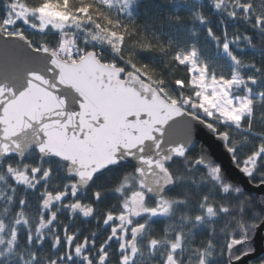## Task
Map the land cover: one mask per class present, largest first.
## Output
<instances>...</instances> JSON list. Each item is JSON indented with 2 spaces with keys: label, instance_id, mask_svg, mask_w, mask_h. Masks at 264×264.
<instances>
[{
  "label": "snow or ice",
  "instance_id": "obj_1",
  "mask_svg": "<svg viewBox=\"0 0 264 264\" xmlns=\"http://www.w3.org/2000/svg\"><path fill=\"white\" fill-rule=\"evenodd\" d=\"M262 232L264 0H0V264H264Z\"/></svg>",
  "mask_w": 264,
  "mask_h": 264
},
{
  "label": "water",
  "instance_id": "obj_2",
  "mask_svg": "<svg viewBox=\"0 0 264 264\" xmlns=\"http://www.w3.org/2000/svg\"><path fill=\"white\" fill-rule=\"evenodd\" d=\"M220 162L223 164V166L225 167L226 170L233 171V175L236 176L238 179H241V181H242L243 178L239 177V174L235 173L234 170L231 169L230 161H229V159L226 156H221L220 157Z\"/></svg>",
  "mask_w": 264,
  "mask_h": 264
},
{
  "label": "flooded vegetation",
  "instance_id": "obj_3",
  "mask_svg": "<svg viewBox=\"0 0 264 264\" xmlns=\"http://www.w3.org/2000/svg\"><path fill=\"white\" fill-rule=\"evenodd\" d=\"M264 234V232H262V235ZM262 247H264V242H262ZM261 254H264V253H261Z\"/></svg>",
  "mask_w": 264,
  "mask_h": 264
}]
</instances>
